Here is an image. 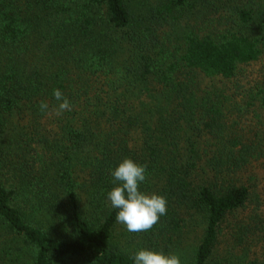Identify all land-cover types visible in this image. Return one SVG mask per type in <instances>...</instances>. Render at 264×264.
<instances>
[{"label": "trees", "instance_id": "obj_1", "mask_svg": "<svg viewBox=\"0 0 264 264\" xmlns=\"http://www.w3.org/2000/svg\"><path fill=\"white\" fill-rule=\"evenodd\" d=\"M191 2L0 0V264H134L194 233L189 264H264V80L242 98L234 80L263 54L264 0L219 38L177 27ZM167 16L156 50L146 23ZM54 89L71 111L56 114ZM125 157L147 166L142 191L167 198L146 232L108 199Z\"/></svg>", "mask_w": 264, "mask_h": 264}, {"label": "clouds", "instance_id": "obj_2", "mask_svg": "<svg viewBox=\"0 0 264 264\" xmlns=\"http://www.w3.org/2000/svg\"><path fill=\"white\" fill-rule=\"evenodd\" d=\"M53 95L57 103L56 114L71 111L70 100L59 90ZM49 105L40 101L39 109L45 112ZM113 184L108 192V199L114 209H118L115 219L126 226L129 232H146L159 222V218L167 213V198L157 192L147 193L140 189L147 177V166L129 157H125L112 170ZM132 259L134 264H181L176 253H165L148 248L137 250Z\"/></svg>", "mask_w": 264, "mask_h": 264}, {"label": "rangeland", "instance_id": "obj_3", "mask_svg": "<svg viewBox=\"0 0 264 264\" xmlns=\"http://www.w3.org/2000/svg\"><path fill=\"white\" fill-rule=\"evenodd\" d=\"M250 1V0H249ZM247 0H192L190 4L185 5L179 12H182L181 19H179L176 23L184 26L186 24L194 25L195 30L200 33H207L213 35L215 38H219L218 36L225 33L228 29H233L238 27V12L237 9L239 7L245 6ZM252 2V1H251ZM253 3V2H252ZM148 26L152 28L158 27L156 34L159 37V42L156 50L162 48H167V43L170 40V33H172V28L174 27L173 19L171 16H167V19H155L149 20L146 23ZM145 25V27H148ZM155 29H153L154 31ZM246 32L251 36L259 39V35L261 36V32L257 26H254ZM260 32V33H259ZM174 37L172 41L175 39ZM174 43L176 41H173ZM259 45L262 48V43L259 42ZM234 80H238L239 82L235 85L237 88L236 94L239 98H242V92L245 90H249L255 83L264 80V50L260 59L252 64H249L241 70L239 75L234 78ZM220 85L223 84L222 81L218 82ZM234 90V89H233ZM255 103V102H254ZM198 226V224H197ZM200 230L198 226L197 233ZM5 233V232H3ZM4 235H0V243L4 242ZM196 240V234H190L185 241V243L180 247H173L171 253H176L180 257L181 264H189L191 262V256L193 255V244ZM230 242L227 239H223L219 248V253H221V260L224 262L225 252L229 246ZM19 247L18 249L21 252V256L28 257L30 261V254L24 248L23 245H14ZM246 260V259H244ZM241 261H235L232 264H240ZM214 264H220L218 261V257H216Z\"/></svg>", "mask_w": 264, "mask_h": 264}]
</instances>
